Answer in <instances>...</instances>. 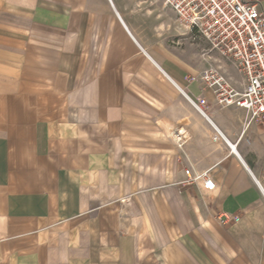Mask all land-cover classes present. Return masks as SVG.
Segmentation results:
<instances>
[{
    "label": "crops",
    "instance_id": "1",
    "mask_svg": "<svg viewBox=\"0 0 264 264\" xmlns=\"http://www.w3.org/2000/svg\"><path fill=\"white\" fill-rule=\"evenodd\" d=\"M182 36L150 0H0V264H264V128L212 106L219 57Z\"/></svg>",
    "mask_w": 264,
    "mask_h": 264
},
{
    "label": "built area",
    "instance_id": "2",
    "mask_svg": "<svg viewBox=\"0 0 264 264\" xmlns=\"http://www.w3.org/2000/svg\"><path fill=\"white\" fill-rule=\"evenodd\" d=\"M168 8L175 15L177 25L189 33L202 37L219 61L213 60L198 75L204 89L212 95V106L219 109L236 108L248 115L250 123L264 128V6L263 0H150ZM223 62L238 75L234 79L221 64ZM195 109L207 116L210 103L205 97L190 99ZM168 136L182 150L189 140L184 126L170 129ZM215 142H226L229 151L236 154L229 143L213 127L210 135ZM187 166L183 169L189 183L201 182L211 191L214 183L208 172H199L182 150ZM264 199V187L257 181ZM228 217H223L222 222ZM234 222L238 218H230Z\"/></svg>",
    "mask_w": 264,
    "mask_h": 264
},
{
    "label": "rangeland",
    "instance_id": "3",
    "mask_svg": "<svg viewBox=\"0 0 264 264\" xmlns=\"http://www.w3.org/2000/svg\"><path fill=\"white\" fill-rule=\"evenodd\" d=\"M176 28L175 26L171 27ZM174 34V33H172ZM173 36V35H172ZM180 42L177 41V38L171 37L168 41V45L173 49V51H177L180 49V54H184L185 52L189 53H200L201 49H208V44L207 42L201 40L199 42H195L191 39L190 36H182L180 37ZM196 43H198V45H196ZM194 60V59H193ZM230 74L233 75L232 77H234L235 79H239L238 75L236 74V72L233 69H230Z\"/></svg>",
    "mask_w": 264,
    "mask_h": 264
}]
</instances>
